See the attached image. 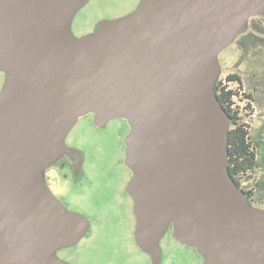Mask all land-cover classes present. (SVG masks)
Returning <instances> with one entry per match:
<instances>
[{
  "label": "water",
  "instance_id": "obj_1",
  "mask_svg": "<svg viewBox=\"0 0 264 264\" xmlns=\"http://www.w3.org/2000/svg\"><path fill=\"white\" fill-rule=\"evenodd\" d=\"M88 0H0V264H68L88 221L44 172L72 149L78 119L124 120L134 242L161 264L168 228L202 264H264V208L227 167L219 55L264 15V0H140L87 35Z\"/></svg>",
  "mask_w": 264,
  "mask_h": 264
},
{
  "label": "rangeland",
  "instance_id": "obj_2",
  "mask_svg": "<svg viewBox=\"0 0 264 264\" xmlns=\"http://www.w3.org/2000/svg\"><path fill=\"white\" fill-rule=\"evenodd\" d=\"M136 4L137 0H88L75 15L71 31L76 37L83 36L92 31L100 16L126 15L135 9ZM248 24L247 32L219 55V80L224 81L228 74L237 73L243 79L244 91L253 99V116L248 118V122L253 141L257 142L258 133L262 140L257 151L260 168L248 174L250 179L245 175L238 181L242 188L253 192V206L264 208V15L249 19ZM226 87L237 89L234 83ZM241 94L239 92L233 98L234 107L245 114L247 101ZM92 120L91 115L78 119L67 137L69 142L82 153L86 167L104 168L105 165L116 174L128 177L129 173L123 165L127 124L117 119L97 129ZM121 214L123 221L119 228L110 227L104 222L90 223L93 227L88 233L75 246L58 251L57 257L68 264H151L149 257L137 248L129 235L122 242H112L114 233H124L127 223H131V204L128 199L121 203ZM160 247L161 264H202V258L194 249L175 240L171 228L161 239Z\"/></svg>",
  "mask_w": 264,
  "mask_h": 264
},
{
  "label": "flooded vegetation",
  "instance_id": "obj_3",
  "mask_svg": "<svg viewBox=\"0 0 264 264\" xmlns=\"http://www.w3.org/2000/svg\"><path fill=\"white\" fill-rule=\"evenodd\" d=\"M139 1L140 0H137L135 9L138 6ZM129 13H126V15ZM123 16H125V14L115 16L102 15L95 22L92 27V31L89 33H92L96 29L100 21L118 19ZM89 33H86L85 35ZM0 75L1 92L4 85V74L0 72ZM93 126L97 129H102L96 127L94 124ZM65 143L73 150L71 156L64 153L51 168L44 172V180L51 193L65 206L68 211L76 212L86 218L89 225L88 231L91 227H93L90 223L94 222H104L110 227L119 228L123 221L121 203L122 201L128 199L131 204V223H127L126 233H123V231L119 234L114 233L112 242L115 240L122 242L128 235L131 241L134 242L135 217L133 214V201L126 192V186L131 178V173L124 165V152L123 165L129 173L128 177L116 174L105 165L104 168L93 166L86 167L82 153L77 148L72 146L68 138H66ZM237 183V185L246 194L247 192L252 193L251 196L248 197L252 203H255L253 199V192L242 188L239 181H237Z\"/></svg>",
  "mask_w": 264,
  "mask_h": 264
},
{
  "label": "trees",
  "instance_id": "obj_4",
  "mask_svg": "<svg viewBox=\"0 0 264 264\" xmlns=\"http://www.w3.org/2000/svg\"><path fill=\"white\" fill-rule=\"evenodd\" d=\"M234 83L237 89L232 90L226 87L227 84ZM241 92V78L237 73L226 76L224 81L217 84V98L223 110L229 115L231 126L228 131V156L227 167L233 180L237 183L240 177L248 176L257 167L255 149L249 137L248 118H251L253 109V99L250 94L242 93L243 99L247 101L245 111L242 113L234 107L233 98ZM247 178L250 179L248 176ZM248 179V180H249ZM252 193L247 192L250 197Z\"/></svg>",
  "mask_w": 264,
  "mask_h": 264
},
{
  "label": "crops",
  "instance_id": "obj_5",
  "mask_svg": "<svg viewBox=\"0 0 264 264\" xmlns=\"http://www.w3.org/2000/svg\"><path fill=\"white\" fill-rule=\"evenodd\" d=\"M241 78V77H240ZM244 82H243V79L241 78V92L242 93H246L245 91H244ZM254 108V102H252V109ZM253 116V115H252ZM248 124H249V122H248ZM249 137H250V141H251V143H252V145H253V147H254V149H255V153H256V160H257V167H256V169H258V168H260L259 166H258V156H257V151H258V148L261 146V144H262V140L260 139V136H259V133L257 134V138H258V140H257V142H255V141H253V139H252V135H251V127H250V125H249ZM255 169V170H256ZM254 170V171H255Z\"/></svg>",
  "mask_w": 264,
  "mask_h": 264
}]
</instances>
